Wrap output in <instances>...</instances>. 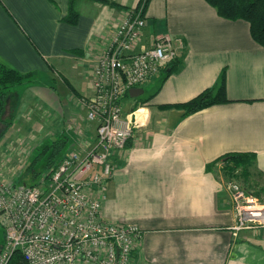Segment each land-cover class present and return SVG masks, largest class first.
Masks as SVG:
<instances>
[{
	"label": "crops",
	"instance_id": "obj_1",
	"mask_svg": "<svg viewBox=\"0 0 264 264\" xmlns=\"http://www.w3.org/2000/svg\"><path fill=\"white\" fill-rule=\"evenodd\" d=\"M110 1L117 6L74 0L72 23L70 0H0V62L54 79L53 88L24 86L50 112L51 134L64 121L72 125L68 148L84 150L95 137L96 123L79 99L93 94L96 63L143 0ZM144 14L145 45L168 34L182 48L175 69L162 68L123 98L136 126L114 157L101 215L140 229L136 264H264V228L231 229L222 163L210 165L226 153L249 152L251 172L264 177V47L247 21L223 18L205 0H145ZM223 70L227 102L189 114L165 107L216 87Z\"/></svg>",
	"mask_w": 264,
	"mask_h": 264
},
{
	"label": "built area",
	"instance_id": "obj_2",
	"mask_svg": "<svg viewBox=\"0 0 264 264\" xmlns=\"http://www.w3.org/2000/svg\"><path fill=\"white\" fill-rule=\"evenodd\" d=\"M144 6L145 0L128 11L93 69V94L82 99L86 118L96 123L91 144L69 148L40 183L12 185L0 179V264H9L16 250L23 264H136L132 253L140 229L101 215L114 157L136 126L122 102L130 88L169 67L182 48L181 40L168 34L144 44ZM223 184L234 212L231 229L264 228V203L236 181Z\"/></svg>",
	"mask_w": 264,
	"mask_h": 264
},
{
	"label": "trees",
	"instance_id": "obj_3",
	"mask_svg": "<svg viewBox=\"0 0 264 264\" xmlns=\"http://www.w3.org/2000/svg\"><path fill=\"white\" fill-rule=\"evenodd\" d=\"M73 1L70 0V11L68 14V21L75 22L77 12L73 9ZM102 3L117 6L116 3L110 0H96ZM209 5L215 8L218 15L223 18L236 20L243 19L249 23L250 34L252 38L261 46L264 47V0H205ZM178 60L171 63L170 71L178 66ZM169 67H166L165 70ZM38 77H45L38 71L20 72L8 65L0 62V122L3 127L0 129V139L4 136L8 128L12 124V117L6 119L1 118L5 105L8 99H13L14 102L19 98L18 90L12 88L21 84H38L36 79ZM52 88V84L50 85ZM225 94V71L223 70L216 87L207 88L198 93L188 101L178 103L175 105H167L165 107H176L183 109L186 114L198 111L210 105L227 102ZM69 138L65 134L57 135L55 138L46 139L38 148V153L32 161L30 167L40 160L42 167L39 171L34 168V178L39 177L43 170L47 171L44 177L57 166L62 160L68 150ZM41 158V159H40ZM43 159V160H42ZM254 155L249 152H230L216 158L210 165L216 162H222V173L224 178L241 176L244 181L250 178V167L253 163ZM31 171V170H30ZM26 183L22 182L21 184ZM27 184V183H26ZM260 192L259 190H257ZM256 195H259V193ZM4 243V230L0 226V249ZM9 264H23L21 253L16 250L13 252Z\"/></svg>",
	"mask_w": 264,
	"mask_h": 264
},
{
	"label": "rangeland",
	"instance_id": "obj_4",
	"mask_svg": "<svg viewBox=\"0 0 264 264\" xmlns=\"http://www.w3.org/2000/svg\"><path fill=\"white\" fill-rule=\"evenodd\" d=\"M36 82L41 84L50 83L55 86V81L50 76H47V78L38 77ZM12 89L18 90L20 96L23 95L24 100L20 102V98H17L14 102L13 99H8L1 116L3 119L12 117L13 122L7 130V135L5 133L0 139V179L12 185H19L23 181L27 184L40 183L39 180L44 177L47 171L43 170L37 178H34L33 172L34 169L39 171L43 163L41 164V161L38 160L34 166L30 167L38 153V148L46 139L55 138V136L60 134L65 135L66 131L71 132L72 125L64 121L62 123L63 127L61 125L56 126V130L53 131L55 133L51 134L49 128V123H51L50 112L48 111V113L43 108L44 105L39 102V99L38 101H32L30 93H26L29 87L21 84L14 86ZM25 93L27 94L26 96H24ZM82 99H79L80 103ZM2 127L3 124L0 122V129ZM256 176V174L254 175L251 172L247 182L241 176L230 177L229 180L236 181L246 192L254 196L257 201L264 203V177ZM257 192L259 195H256ZM256 229L259 228L253 230Z\"/></svg>",
	"mask_w": 264,
	"mask_h": 264
},
{
	"label": "water",
	"instance_id": "obj_5",
	"mask_svg": "<svg viewBox=\"0 0 264 264\" xmlns=\"http://www.w3.org/2000/svg\"><path fill=\"white\" fill-rule=\"evenodd\" d=\"M137 90V88H130L129 89V91H130V93L132 94V91H136Z\"/></svg>",
	"mask_w": 264,
	"mask_h": 264
}]
</instances>
